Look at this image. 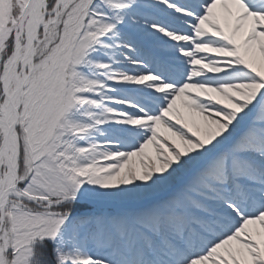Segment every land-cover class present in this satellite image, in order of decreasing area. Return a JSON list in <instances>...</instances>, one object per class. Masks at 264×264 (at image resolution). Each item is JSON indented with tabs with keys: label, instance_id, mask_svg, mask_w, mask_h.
<instances>
[{
	"label": "snow or ice",
	"instance_id": "obj_1",
	"mask_svg": "<svg viewBox=\"0 0 264 264\" xmlns=\"http://www.w3.org/2000/svg\"><path fill=\"white\" fill-rule=\"evenodd\" d=\"M0 264H264V0H0Z\"/></svg>",
	"mask_w": 264,
	"mask_h": 264
}]
</instances>
